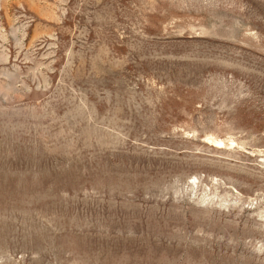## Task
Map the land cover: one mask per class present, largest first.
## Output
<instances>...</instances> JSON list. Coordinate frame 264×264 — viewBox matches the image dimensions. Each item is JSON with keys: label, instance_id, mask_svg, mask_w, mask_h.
I'll list each match as a JSON object with an SVG mask.
<instances>
[{"label": "rangeland", "instance_id": "obj_1", "mask_svg": "<svg viewBox=\"0 0 264 264\" xmlns=\"http://www.w3.org/2000/svg\"><path fill=\"white\" fill-rule=\"evenodd\" d=\"M0 264H264V0H0Z\"/></svg>", "mask_w": 264, "mask_h": 264}, {"label": "bare ground", "instance_id": "obj_2", "mask_svg": "<svg viewBox=\"0 0 264 264\" xmlns=\"http://www.w3.org/2000/svg\"><path fill=\"white\" fill-rule=\"evenodd\" d=\"M209 141L212 142L215 145V147H217V148H219L222 145V143H220L218 141H214L213 139H209Z\"/></svg>", "mask_w": 264, "mask_h": 264}]
</instances>
